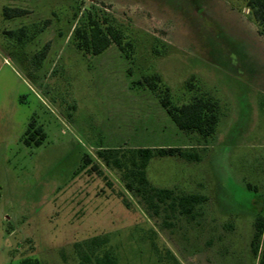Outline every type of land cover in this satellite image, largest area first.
<instances>
[{
    "label": "rangeland",
    "instance_id": "374dc122",
    "mask_svg": "<svg viewBox=\"0 0 264 264\" xmlns=\"http://www.w3.org/2000/svg\"><path fill=\"white\" fill-rule=\"evenodd\" d=\"M5 8L26 12L6 20ZM119 31L94 56L75 31ZM25 29L19 41L16 33ZM48 49L42 57L44 46ZM158 76V89L140 84ZM218 105L215 134L177 129L159 104ZM31 120L45 135L23 144ZM180 148L199 162L153 158L150 186L207 201L192 217L127 192L103 149ZM264 215V30L244 0H0V264H259Z\"/></svg>",
    "mask_w": 264,
    "mask_h": 264
},
{
    "label": "trees",
    "instance_id": "16d2710c",
    "mask_svg": "<svg viewBox=\"0 0 264 264\" xmlns=\"http://www.w3.org/2000/svg\"><path fill=\"white\" fill-rule=\"evenodd\" d=\"M249 10L251 21L262 31L264 30V0H244ZM26 12L18 8H5L3 17L6 20L20 18ZM17 34L19 41L25 37V29L16 33L9 32V36ZM76 47L94 56L102 54L112 43L115 44L126 58H129L127 48L129 43H123L119 31L112 26L103 27L96 21L89 19L87 25L75 31ZM48 44L44 46L42 57L45 56ZM160 79L158 76H147L140 82L151 91L158 89ZM159 104L170 118L175 127L181 131L194 132L203 139H208L215 134L219 122L218 105L211 99L195 98L189 104L180 107L174 106L170 100L169 90L164 87L160 92ZM45 139L41 128L31 120L25 132L23 144L30 147L34 144L40 146ZM119 149H103L96 152L97 158L106 168L121 171V181L127 192L140 198L149 209L157 213L159 205H167L179 215L192 217L197 206L205 203L207 197L199 194H176L173 190L160 189L150 186L146 177V168L153 158L178 157L189 162H199L200 156L196 152L180 148H137L121 152ZM253 239L251 252L258 257V263L264 264V215L257 212L253 222ZM22 264H31L23 261ZM37 264V263H34ZM82 264V263H80ZM98 264H116L112 254L104 253Z\"/></svg>",
    "mask_w": 264,
    "mask_h": 264
}]
</instances>
